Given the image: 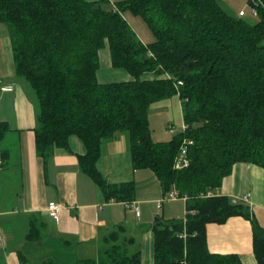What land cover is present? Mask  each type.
<instances>
[{
  "label": "trees",
  "instance_id": "trees-1",
  "mask_svg": "<svg viewBox=\"0 0 264 264\" xmlns=\"http://www.w3.org/2000/svg\"><path fill=\"white\" fill-rule=\"evenodd\" d=\"M258 20L228 12L219 0H0L16 75L37 102L36 153L46 166L57 148L80 138L78 164L108 200L135 202L137 183H110L99 169L102 145L126 133L134 169H150L163 197L186 198L184 218L166 219L163 206L152 225L151 264H243L237 254L212 253L207 224L243 216L253 227L254 253L264 264V227L246 201L217 194L237 162L264 168V0H248ZM140 16L154 39L145 43L124 15ZM130 79L101 82L100 51ZM178 95L184 129L155 141L150 110ZM7 123L0 122V139ZM183 149L188 165L178 167ZM162 197V198H163ZM59 204V203H58ZM29 242L41 241L34 220ZM95 258L41 264H149L132 236L118 225ZM133 251V252H132ZM24 254V256H22ZM21 264H30L22 251Z\"/></svg>",
  "mask_w": 264,
  "mask_h": 264
},
{
  "label": "crops",
  "instance_id": "crops-1",
  "mask_svg": "<svg viewBox=\"0 0 264 264\" xmlns=\"http://www.w3.org/2000/svg\"><path fill=\"white\" fill-rule=\"evenodd\" d=\"M100 57L102 66L107 67L104 72L102 67L98 71L101 82L116 81L110 78L111 72L121 74L123 79L119 81L131 78L112 66L107 48L100 51ZM14 64L10 37L0 38V81L7 87L0 91V122L7 123L0 139L3 160L0 165V264H21L22 251L30 261L38 246H46L50 257L61 263L76 258H95L105 245L104 238L126 221L127 213L135 217L133 223L128 221V227L125 225L127 236L134 238L131 250L140 248L142 260L153 263L154 232L151 227L156 217L150 226L142 223L148 211L138 196V192L150 195L147 191L142 192L147 186L144 185L147 178L137 183L134 201L138 211L134 212L121 201L108 200L94 181L80 170L78 155L85 153V146L77 136L71 137L70 149L57 148L45 166L36 153L37 98L29 83L16 75ZM98 165L106 179L114 184L135 181L139 170H144L134 169L129 140L123 133L102 145ZM14 175L18 176L16 184ZM151 177L159 183L153 172ZM7 183L17 188L7 186ZM216 193L242 198L241 201L247 197L246 204L264 227L263 167L248 162L235 163L232 173L223 179ZM50 202L62 207L58 220L48 214ZM165 206L166 202L163 216ZM120 208L124 210L122 217L117 212ZM33 217L43 224L44 237L41 241L29 242L27 234ZM148 232L153 235L152 255H146L141 241L137 240ZM207 243L212 253L237 254L243 264H258L252 223L243 216H231L224 223H208Z\"/></svg>",
  "mask_w": 264,
  "mask_h": 264
},
{
  "label": "rangeland",
  "instance_id": "rangeland-1",
  "mask_svg": "<svg viewBox=\"0 0 264 264\" xmlns=\"http://www.w3.org/2000/svg\"><path fill=\"white\" fill-rule=\"evenodd\" d=\"M124 0H111V4L115 5ZM223 7L230 13L238 15L241 10L246 11V16L252 20H258V18L255 16V10L254 8L249 4L248 0H219ZM125 17L130 22L131 26L136 30L138 36L141 38V40L145 43H149L153 41L154 36L148 27V25L145 23V21L140 16H135L131 12L126 11L124 12ZM9 36V31L7 28V25L4 23H0V38H5ZM110 57V54H109ZM104 64V61H103ZM103 72L104 69L107 68L105 65L102 66ZM116 69V68H115ZM119 69V68H118ZM120 71L126 75L127 72L123 69H120ZM102 72V73H103ZM110 78L116 81H119L123 79L121 74H113L111 72ZM150 128L152 130V137L155 141H167L170 140L174 134L182 131L184 129V122L182 117V111L180 106V99L178 95L171 96L169 99H163L160 102L156 103L150 110ZM126 134V133H123ZM121 167V165H119ZM139 174L137 178L135 179V182L138 183L143 178L145 179V186L142 189V192H148L150 195L147 194H141V192H138V196L140 195V199L142 201V206L146 207L148 213L146 212L145 216H143L142 223L146 224L147 226H150L152 223H154V216L159 212L156 208L157 202L162 199L163 193L161 192L160 184L156 181H154L151 177L152 176V170L150 169H144L139 170ZM14 181L15 184L17 182L18 176L14 175ZM133 180V179H132ZM14 184V185H15ZM7 186H12L7 183ZM14 187V186H12ZM17 188V187H14ZM20 206V205H17ZM120 214V217H122V214L124 212L123 209L120 208L119 211H117ZM186 213V199L185 198H177L174 201L166 202L165 206V216L166 219H179L184 218ZM135 217L127 213V219L122 225H127L128 221L130 223L134 222ZM128 227V225H127ZM137 240L141 241L143 245V251L144 253L151 254L153 253V235L151 232L146 233L145 235L141 237H137ZM33 251L34 258L30 259V264H41L42 261L45 260V258H48L50 254L46 250V246H38L34 248ZM75 258V257H73ZM69 263V262H67Z\"/></svg>",
  "mask_w": 264,
  "mask_h": 264
},
{
  "label": "built area",
  "instance_id": "built-area-1",
  "mask_svg": "<svg viewBox=\"0 0 264 264\" xmlns=\"http://www.w3.org/2000/svg\"><path fill=\"white\" fill-rule=\"evenodd\" d=\"M240 14L243 15L244 14V11H240ZM5 89H7V87L3 86L1 84V81H0V91L5 90ZM184 153H186L185 152V149H183V152H182V155H183L184 158H181L180 161L177 163V166L178 167H182V166L188 165V161H187V158L184 156ZM2 162H3V160H2V158L0 156V165H2ZM215 195H216V191H209L206 194H204V197H212V196H215ZM178 197H179L178 192L175 191V189L171 190L168 195H165L162 199H160L157 202L158 209L160 210L162 208V204L163 203H165L167 201H173V200L177 199ZM246 200H247V198L244 197V201H246ZM237 201H239L238 198H233V202H237ZM123 203L128 208L132 209L134 212H137L138 211V208L135 205V202H133V203L123 202ZM61 209H62L61 205L58 204V203H56V202H50L48 204V207H47L49 216L51 218L55 219V220H58L59 219L60 213H61ZM0 240H1V236H0Z\"/></svg>",
  "mask_w": 264,
  "mask_h": 264
},
{
  "label": "bare ground",
  "instance_id": "bare-ground-1",
  "mask_svg": "<svg viewBox=\"0 0 264 264\" xmlns=\"http://www.w3.org/2000/svg\"><path fill=\"white\" fill-rule=\"evenodd\" d=\"M178 198H180V196H179ZM246 198H247V197H246ZM239 200H242V198H240Z\"/></svg>",
  "mask_w": 264,
  "mask_h": 264
}]
</instances>
